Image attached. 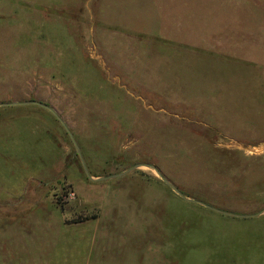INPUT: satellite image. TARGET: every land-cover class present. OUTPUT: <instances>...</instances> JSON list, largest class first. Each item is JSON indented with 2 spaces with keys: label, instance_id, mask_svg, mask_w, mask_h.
Listing matches in <instances>:
<instances>
[{
  "label": "rangeland",
  "instance_id": "1",
  "mask_svg": "<svg viewBox=\"0 0 264 264\" xmlns=\"http://www.w3.org/2000/svg\"><path fill=\"white\" fill-rule=\"evenodd\" d=\"M0 264H264V0H0Z\"/></svg>",
  "mask_w": 264,
  "mask_h": 264
},
{
  "label": "water",
  "instance_id": "2",
  "mask_svg": "<svg viewBox=\"0 0 264 264\" xmlns=\"http://www.w3.org/2000/svg\"><path fill=\"white\" fill-rule=\"evenodd\" d=\"M35 103V102H33ZM77 149L79 151V154H80V150H79V147L77 146ZM81 155V154H80ZM140 167H147V168H150V169H153V170H156L159 175H161L163 181L169 186L171 187L179 196H181L185 201L187 202H194V203H197V204H200V205H203L205 207H207L208 209L216 212V213H219V214H222V215H226V216H230V217H235V218H250V217H253L255 215H242V214H237V213H233V212H229V211H224V210H221V209H218V208H215V207H212L202 201H199V200H193V199H190L188 197H186L184 195V193H182L173 183H171L170 181H168L165 177L162 176L161 172L157 169V167H155L154 165H149V164H138L136 166H134L132 169L124 172V173H120V174H117V175H112L110 177H107V178H100V179H97L98 181H102V180H107V179H111V178H116V177H120V176H123L125 174H127L128 172L134 170V169H137V168H140ZM85 170L87 172V175L88 177L91 179V180H95L89 173L88 169L85 167Z\"/></svg>",
  "mask_w": 264,
  "mask_h": 264
}]
</instances>
